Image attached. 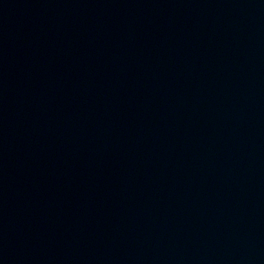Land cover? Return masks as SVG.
<instances>
[{
  "label": "water",
  "instance_id": "1",
  "mask_svg": "<svg viewBox=\"0 0 264 264\" xmlns=\"http://www.w3.org/2000/svg\"><path fill=\"white\" fill-rule=\"evenodd\" d=\"M0 264H264V0H0Z\"/></svg>",
  "mask_w": 264,
  "mask_h": 264
}]
</instances>
